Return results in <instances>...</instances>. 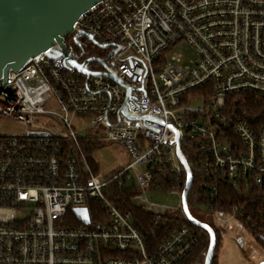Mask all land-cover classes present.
Returning <instances> with one entry per match:
<instances>
[{"label": "built area", "instance_id": "2783aa9c", "mask_svg": "<svg viewBox=\"0 0 264 264\" xmlns=\"http://www.w3.org/2000/svg\"><path fill=\"white\" fill-rule=\"evenodd\" d=\"M81 32L106 52L104 68L88 69L117 81L78 73L57 44L0 79V116L23 129L0 135V264H180L198 246L195 232L183 224L150 252L130 211L109 199L110 188L132 189L130 201L148 213L185 219L177 140L211 181L212 223L227 230L236 220L239 208H217L216 179L263 182L264 123L228 114L225 98L264 97V0L100 1L69 35L77 62ZM181 43L192 66L181 53L167 60ZM74 119L89 124L78 130ZM81 133L84 142L121 145L127 163L93 172ZM161 182L179 197V210L148 203L146 192H161ZM74 209L86 210V223ZM205 255L191 264H204Z\"/></svg>", "mask_w": 264, "mask_h": 264}, {"label": "trees", "instance_id": "16d2710c", "mask_svg": "<svg viewBox=\"0 0 264 264\" xmlns=\"http://www.w3.org/2000/svg\"><path fill=\"white\" fill-rule=\"evenodd\" d=\"M72 38H65V44H68ZM81 50L78 52L79 62H84L88 58H102L91 50L85 51L84 47H88L86 39H78ZM95 63V62H94ZM226 112L235 118L247 120L253 126L264 123V97L254 92H241L229 95L225 98ZM85 152L89 154L96 146L94 142L83 143ZM182 152L191 168L193 181L187 193L186 201L190 213L201 222L211 226L215 234V246L211 258V264H218L219 252L223 246V239L226 230L217 228L212 221L208 222L201 219L198 215L193 214L196 205H204L207 202V190L211 184L208 178L204 179L203 174L196 168L195 158L185 144H181ZM87 164L92 168L93 172H97V167L90 158H87ZM185 176V174L183 173ZM217 199L216 205L220 212L226 213L232 207L239 208L236 221L242 229L247 232L258 245L264 249V180L261 184H255L251 180H229L226 178H217ZM158 188L166 192L169 185L166 182L157 184ZM111 192L108 196L112 202L120 203L122 211H130L137 229L143 233L147 240V247L151 252L165 238H167L175 229L181 225L189 227L198 238V246L192 253L180 264L193 263L201 253H205L209 246L208 233L196 226H193L187 220L174 214H165L156 216L144 211L141 207L132 203L131 197L134 194L132 189L116 190L110 188Z\"/></svg>", "mask_w": 264, "mask_h": 264}, {"label": "water", "instance_id": "95a60500", "mask_svg": "<svg viewBox=\"0 0 264 264\" xmlns=\"http://www.w3.org/2000/svg\"><path fill=\"white\" fill-rule=\"evenodd\" d=\"M100 1L104 0H0V79L5 82L9 72L19 71L27 60L57 44L65 61L78 73L86 76L101 75L117 81L112 75L88 69L91 62L104 68L103 60L99 58L91 57L84 62H77L75 56L67 50L64 41L71 34L79 16ZM76 38L86 39L96 47L103 48L84 32L77 34ZM142 118L156 121L148 116ZM176 142L177 157L186 175L181 195L182 212L189 223L208 233L210 241L204 264H211L215 234L210 225L196 219L189 211L186 197L193 174L180 149L179 141ZM73 212L84 223L87 222L85 209H74Z\"/></svg>", "mask_w": 264, "mask_h": 264}, {"label": "rangeland", "instance_id": "374dc122", "mask_svg": "<svg viewBox=\"0 0 264 264\" xmlns=\"http://www.w3.org/2000/svg\"><path fill=\"white\" fill-rule=\"evenodd\" d=\"M84 50H91L101 56L106 53L104 49L98 47L85 46ZM173 52L181 53L184 57L182 63L192 66L193 55L185 44L181 43L170 49L166 55L168 61ZM89 67L101 69V66L94 62L89 63ZM88 124L89 119H74V125L78 130L84 129ZM22 132V127L12 118L0 116V135H16ZM79 138L84 142L83 139L85 135L81 133L79 134ZM94 143H96V146L89 154H86L84 150L85 145L82 144V146L85 156L94 162L97 167V172L100 174H109L127 163V155L121 145L102 139ZM146 198L150 204L166 206L173 210L180 209L179 197L171 196L168 192H159L149 189L146 192ZM134 204L137 205V202L134 201ZM193 214L198 215L205 221H212L211 215L204 205H196L193 209ZM178 216H180V214H178ZM263 262L264 249L258 245L254 238L242 229L236 220L233 221L224 235L223 246L219 252L218 264H261Z\"/></svg>", "mask_w": 264, "mask_h": 264}, {"label": "flooded vegetation", "instance_id": "af4514ba", "mask_svg": "<svg viewBox=\"0 0 264 264\" xmlns=\"http://www.w3.org/2000/svg\"><path fill=\"white\" fill-rule=\"evenodd\" d=\"M80 39H83V38H80ZM86 45L89 46V47H96L94 44H92V43H90V42L86 43ZM96 48H97V47H96Z\"/></svg>", "mask_w": 264, "mask_h": 264}]
</instances>
